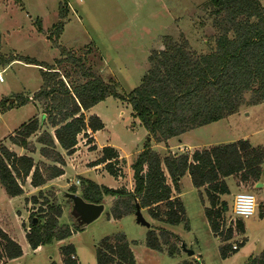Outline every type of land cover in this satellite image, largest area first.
I'll list each match as a JSON object with an SVG mask.
<instances>
[{"label":"trees","instance_id":"1","mask_svg":"<svg viewBox=\"0 0 264 264\" xmlns=\"http://www.w3.org/2000/svg\"><path fill=\"white\" fill-rule=\"evenodd\" d=\"M209 7L216 31L215 48L199 54L192 49L186 37L165 36L164 47L151 52L149 67L140 85L127 96L118 91L114 81H106L86 66L85 58L64 47H61L62 58L56 60V65H48L30 57L3 55L0 38V65L18 60L42 67V85L33 96L20 93L0 102V112L31 101L43 107L42 117H33L23 123L10 139L21 148L35 151L31 137L37 135V142L41 144L40 154L51 161L37 163L32 156L18 155L0 143V184L7 195H23L29 178L32 186L42 187L63 175L66 161L61 150L72 154L81 134H85L89 143L95 142L88 131L95 133L105 127L100 116H86L85 112L108 97L127 100L134 115L149 132L144 148L131 165L133 191L125 187L111 188L82 178L80 191L72 185L69 192H79L84 200L96 204L104 203L108 196L115 197L110 213L114 219L134 214L138 202L152 218H162L165 223L174 225L186 220L183 202L174 191L180 190L182 178L189 174L193 186L200 191L209 226L223 243L220 247L222 257L235 253L237 250L233 251L229 242L234 230L223 222L228 202L222 196L230 193L226 178L239 176L247 184L262 181L264 148L253 146L249 139L244 138L196 149L192 153L168 152L161 156L151 145V139L158 143L167 142L237 114L244 107L264 102V6L261 0H209ZM67 10V2L61 3L60 21L54 26L56 44L64 29ZM37 23L39 31H43L39 19ZM65 62L79 70L81 80H71L72 74L62 72L60 67ZM6 102L9 104L4 108ZM46 123L54 129L53 133L41 131ZM90 148L95 150L96 145ZM121 162L118 150L107 145L92 165L104 164L107 171L118 178L123 175ZM201 189H204L206 198ZM40 197L44 198L43 202H39ZM56 199L55 192L45 194L42 190L30 199L34 204L40 203L38 212L30 216V229L26 233L33 250L63 241L82 229L78 224L60 223L63 207ZM260 215L263 216L264 212ZM34 218H37L36 222ZM236 232L245 233L244 220L237 221ZM171 239L182 242L179 235L165 228L159 229V233L149 229L146 243L151 249L166 250L174 257L182 248ZM244 244L245 241L241 246ZM95 253L97 264H138L131 242L123 233L101 239L95 245ZM23 254L22 246L0 228V264H7ZM61 254L63 264H80L74 244L62 246ZM249 261L250 264H264V251ZM50 264L58 263L51 261Z\"/></svg>","mask_w":264,"mask_h":264},{"label":"rangeland","instance_id":"2","mask_svg":"<svg viewBox=\"0 0 264 264\" xmlns=\"http://www.w3.org/2000/svg\"><path fill=\"white\" fill-rule=\"evenodd\" d=\"M2 1L10 2L8 6L0 3L1 51L6 56L30 57L41 63L56 65V60L62 58L61 47H64L77 56L85 58V65L106 81H114L118 85V91L124 96L140 85L149 67L148 58L151 52L164 47L165 36L186 37L192 49L199 54L208 53L215 48L216 31L210 17L209 0ZM66 2L68 10L64 19V29L56 44L54 26L60 21V5ZM261 2L264 6V0ZM38 19L42 23L43 31L38 29ZM41 68L38 65L18 61L9 66L0 65L3 78L0 80V102L20 93L33 96L31 93L37 92L42 85ZM60 68L63 73L72 74L71 80H81L79 70H75L72 64L65 62ZM31 102L33 104L29 102L0 112V143L5 144L9 149L12 148L11 150L22 152L21 147L15 145L10 136L33 117H42L43 107L39 103ZM8 104V102L4 103V108ZM85 114L86 116L97 114L106 125L96 133V144L113 146L123 152L125 159L120 163L123 171L120 187L129 186L132 180L134 182L130 176L131 164L148 140L149 132L146 127L134 115L131 104L119 98L108 97ZM43 130L54 132L48 123L41 131ZM179 138L181 136L161 143L151 139V145L161 156L167 155L168 152L192 153L196 149L230 143L239 138H247L253 146L264 148V102L244 107L228 119L191 130L184 142L181 140L179 143ZM79 140L80 145L77 148L82 150L84 147V149L72 161L79 168L91 166L92 159L94 156L96 158V155L88 153L90 147L85 134H81ZM31 142L36 150L29 151L23 148L25 153L30 154L37 163L40 161L51 163L40 154L41 144L37 142V135L31 137ZM187 146L197 148L188 152ZM58 149L61 150L59 147ZM61 152L64 156H68L65 151L61 150ZM82 178L84 177L81 175L76 177L80 184L73 183L78 191ZM168 181L171 183L169 177ZM260 182L262 185L257 186L254 182L248 184L242 182L239 176L229 177V183L235 186V191L255 194L258 205L255 215L248 218L249 220L245 219L249 228L247 244L240 245V248L235 253L231 252L227 258L221 255L220 247L223 243L213 234L209 226L200 191L193 186L189 174L182 178L180 190L174 191L175 196L180 195L183 202L185 221L173 225L165 223L162 218H152L146 208L142 211L151 223L150 229L159 233V229L165 228L176 233L182 242L174 239L171 241L179 246L184 243L195 251L196 256H189L181 249L178 255L172 257L166 250L157 251L148 247L146 238L149 229L137 224L134 214L121 219L111 217V208L116 200L113 196L105 198V209L99 218L84 225L80 231L74 232L67 238L68 240L65 239L67 240L64 241L65 243L56 241L43 246V249L33 251L27 242L26 233L30 229L31 214H36L40 207V203L34 204L30 199L32 196H38L39 191L31 193L32 185L27 182L24 185V194L20 197H9L0 184V228L13 235L12 237L25 248V255L13 264H50L51 261L63 264L61 247L70 243L76 248V257L80 264H97L95 245L104 237L117 233L125 234L132 243L138 264H182L183 262L250 264V258L260 256L264 251V215H260L264 206L259 209V204L264 203V179ZM110 183L114 181L111 180ZM203 190L201 189L202 194ZM65 191H69V188ZM65 191H59L55 187L43 190L45 194L55 192L57 202L62 205L63 214L59 219L60 223L73 226L78 222L71 213L72 201L69 202L64 196ZM203 196L205 197L204 194ZM225 198L228 202L226 212L228 217L233 204L232 198L226 196ZM43 200L44 198H39V202ZM244 240L243 235L234 232L229 242L232 245Z\"/></svg>","mask_w":264,"mask_h":264},{"label":"crops","instance_id":"3","mask_svg":"<svg viewBox=\"0 0 264 264\" xmlns=\"http://www.w3.org/2000/svg\"><path fill=\"white\" fill-rule=\"evenodd\" d=\"M20 1V0H19ZM0 3H3V4H5L6 6H8L9 4L8 3H10L9 1L8 2H3L2 0H0ZM1 35H2V33H0V38H1ZM1 50H2V39H1ZM1 53L3 54V55H5L2 51H1ZM6 56V55H5ZM16 61H18V60H16ZM13 62H15V61H13ZM13 62H11V63H9V64H7L8 66L9 65H11ZM18 62H22V61H18ZM36 92V91H35ZM35 92H32L31 94H34ZM30 103H32V102H30ZM33 104V103H32ZM36 107V106H35ZM37 108V107H36ZM90 110H92V109H90ZM89 110V111H90ZM89 113H91V112H89ZM38 116V115H37ZM231 117V116H230ZM229 118V117H228ZM228 118H225V119H228ZM105 124V123H104ZM106 126V125H105ZM105 128V127H104ZM98 132V131H97ZM97 132H95V133H92L91 132V130H89L88 131V134H89V136L90 137H93L94 138V140H95V142H93V143H89L88 145H89V147H91L93 144L94 145H96V149L95 150H92L91 148H90V151L88 150V153H90V154H92V155H96V158H95V156H94V158L92 159V161L94 162L96 159H98L101 155H102V148L103 147H105V145H102V146H98L97 144H96V139H95V135H96V133ZM188 133L189 132H187V133H185V134H183L182 136H181V138H179L178 139V142L179 143H181V140L183 141H185V138H186V136L188 135ZM239 139H244V138H239ZM239 139H237V140H239ZM84 140H85V138H84ZM236 140V141H237ZM80 141V140H79ZM183 141V142H184ZM234 142V141H233ZM88 143V142H87ZM231 143V142H230ZM222 144H225V143H222ZM78 145H80V143H78ZM78 145H77V147H78ZM186 146V145H185ZM211 146V145H210ZM76 147V150L72 153V154H69L67 157L66 156H64L65 157V161H66V165L63 167L64 168V174L63 175H61V176H59V177H56V178H54V179H52V180H50V181H48L44 186H42V187H34V186H32V191H31V193H36V191H40V190H44V189H47V188H50V187H55L57 190H59V191H65V190H67L70 186H72V185H74L73 183L74 182H77V180H76V177L77 176H79V175H81V177H84V178H87V179H90V180H93V181H95L96 183H98V184H100V185H106V186H108V187H111V188H119L120 186H122V176H120V177H118V178H116V177H114V176H112L108 171H107V169L106 168H104L105 167V165L104 164H98V165H91V166H88V167H83V168H79V167H77V165L76 164H74L73 163V161H74V159L76 158V157H78V154L81 152V151H83V149H84V147L82 148V150H80V149H78ZM208 147V146H207ZM18 148V147H17ZM16 148V149H17ZM88 148V146H86L85 147V149H87ZM197 147H194V148H191V147H188L187 146V151L188 152H190V150L192 151L193 149H196ZM200 148V147H199ZM12 149V148H11ZM19 149V148H18ZM117 150H118V152H119V155H120V160H122V159H125V157H124V154H123V152L119 149V148H116ZM13 150H15V149H13ZM22 150V152H18L17 150H15L16 151V153L18 154V155H30V154H27V153H25V150L23 149V148H20V151ZM73 160V161H72ZM134 162V161H133ZM132 162V163H133ZM73 165V166H72ZM132 165V164H131ZM101 169V170H100ZM132 169V168H131ZM130 176L132 177V179H133V170H131V173H130ZM111 180H113L114 181V183H110V181ZM226 182H227V184H228V186H229V189H230V193L229 194H226V195H223L222 196V199L223 200H226L227 201V199L225 198V196L226 197H230V198H232L231 199V201H232V204H233V201H234V197H235V195L237 194V193H239L238 192V190L237 191H235V186H233L231 183H229V177L228 178H226ZM27 183L28 184H30V178L27 180ZM257 186H259L258 185V183H257ZM121 188V187H120ZM127 190H129V191H133V189H134V182H133V180H132V182H131V184L129 185V186H126L125 187ZM261 190H263V189H261ZM25 191V190H24ZM66 192V191H65ZM176 196H178V197H180V195H176ZM17 197H20V196H17ZM108 197H110V196H108ZM255 197H256V195H255ZM107 198V197H106ZM181 198V197H180ZM31 202V201H30ZM262 206H264V203L262 202V203H260L259 204V209L262 207ZM263 212H264V210H263ZM249 220V219H248ZM244 225H245V233H243V234H241V235H243V237H245V245L247 244V242H248V240H249V228H248V224H247V220H244ZM7 232V231H6ZM9 234V233H8ZM10 236L12 237L13 235H11L10 234ZM13 238V237H12ZM14 239V238H13ZM16 240V239H15ZM68 240V239H67ZM67 240H63V242L62 243H65ZM17 241V240H16ZM65 241V242H64ZM18 242V241H17ZM19 243V242H18ZM20 244V243H19ZM21 246H22V244H20ZM62 245V244H61ZM64 245V244H63ZM131 247H132V243H131ZM22 248H23V252H24V254H23V256L25 255V248H24V246H22ZM40 249H43V246H40V247H38L37 249H35V250H33V251H38V250H40ZM132 250H133V247H132ZM133 252H134V250H133ZM134 254H135V252H134ZM23 256H21V257H19V258H16V259H13V260H10L9 262H8V264H13L14 262H16V261H19ZM136 256V255H135ZM194 256H196V254L194 255ZM138 263V262H137Z\"/></svg>","mask_w":264,"mask_h":264},{"label":"water","instance_id":"4","mask_svg":"<svg viewBox=\"0 0 264 264\" xmlns=\"http://www.w3.org/2000/svg\"><path fill=\"white\" fill-rule=\"evenodd\" d=\"M259 186L262 185L261 182L258 183ZM64 196L72 201V215L76 218L78 225L83 227L86 224L92 223L103 213L105 209V203L96 204L84 200L78 193H72L66 191ZM135 221L137 224L151 228V223L145 218L143 211L140 207V204L136 203V210L134 212ZM37 221V218H34V222ZM181 248L189 256H194L195 251L189 249L184 243L181 244Z\"/></svg>","mask_w":264,"mask_h":264},{"label":"built area","instance_id":"5","mask_svg":"<svg viewBox=\"0 0 264 264\" xmlns=\"http://www.w3.org/2000/svg\"><path fill=\"white\" fill-rule=\"evenodd\" d=\"M2 79H3V78H2V71L0 70V80H2ZM76 183H77V184H80V181L77 180ZM237 195H241V196H243V195H254V196H255V194H253V193H251V192H240V193H237V194L235 195V197H236ZM235 197H234L233 205H234V202H235ZM240 204H241L242 206H248V201H246L245 199L242 198V199L240 200ZM233 205H232V208H233ZM256 205H258V204H257V201H256ZM256 208H257V206H256ZM255 212H256V210H255ZM255 212H254L253 214H251V215L246 216L245 218H241V217L236 216V215L234 214V212L232 211V209H231V214H230V216L227 217L226 214H225V215H224V220H223V222L226 224V227H227V228H228V227H232L233 230H234V232H236L237 221H238V220H245V219H248V218L252 217L253 215H255ZM242 242H243V241H240L239 243H233V244H232V250H233V251L238 250V249L240 248V245H241Z\"/></svg>","mask_w":264,"mask_h":264},{"label":"clouds","instance_id":"6","mask_svg":"<svg viewBox=\"0 0 264 264\" xmlns=\"http://www.w3.org/2000/svg\"><path fill=\"white\" fill-rule=\"evenodd\" d=\"M248 201V206H242L240 204L241 199ZM256 197L254 195H237L235 197V202L232 208L234 214L238 217L245 218L248 215H251L256 210Z\"/></svg>","mask_w":264,"mask_h":264}]
</instances>
